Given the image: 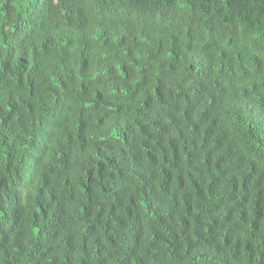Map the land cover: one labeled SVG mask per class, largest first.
Instances as JSON below:
<instances>
[{
    "label": "trees",
    "instance_id": "16d2710c",
    "mask_svg": "<svg viewBox=\"0 0 264 264\" xmlns=\"http://www.w3.org/2000/svg\"><path fill=\"white\" fill-rule=\"evenodd\" d=\"M0 264H264V0H0Z\"/></svg>",
    "mask_w": 264,
    "mask_h": 264
}]
</instances>
